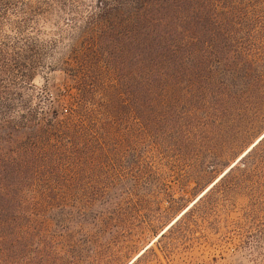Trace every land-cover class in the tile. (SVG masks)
I'll return each instance as SVG.
<instances>
[{
  "label": "trees",
  "instance_id": "obj_1",
  "mask_svg": "<svg viewBox=\"0 0 264 264\" xmlns=\"http://www.w3.org/2000/svg\"><path fill=\"white\" fill-rule=\"evenodd\" d=\"M76 2L0 0V264H9V242L44 227L46 214L62 236L83 234L64 246L32 234L50 240L33 264L99 253L121 185L134 181L129 195L160 192L176 158L264 88V11L252 8L264 0H93L84 18ZM63 19L80 41L73 66L64 60L72 92H53L35 83L53 69L41 25ZM206 190L157 235L165 258L192 247L195 229L217 223L239 196L248 222L263 224L264 133ZM153 261L163 264L150 245L125 264Z\"/></svg>",
  "mask_w": 264,
  "mask_h": 264
},
{
  "label": "rangeland",
  "instance_id": "obj_2",
  "mask_svg": "<svg viewBox=\"0 0 264 264\" xmlns=\"http://www.w3.org/2000/svg\"><path fill=\"white\" fill-rule=\"evenodd\" d=\"M92 1L76 2L80 4L83 18L92 9L90 7ZM252 8L264 11V3H254ZM78 24L80 26L82 23ZM41 27L43 31L41 37L51 42L48 43L51 47L48 61L55 70H41L35 78V83L38 87L48 84L53 92L58 88L72 92L74 80L67 71L63 70L64 65L67 64L64 60L68 59L67 67L73 66L74 62L70 54L75 47H78L80 38L69 36L73 34V29L69 27L66 19L60 20L58 25L45 22ZM77 33L78 29L74 34ZM69 99L70 95L65 92L61 100L65 103ZM245 109L239 113L234 110L226 113L224 122L210 129L203 141L191 145L189 155L176 158L172 167L174 172L167 169L170 175L167 174L161 179L167 184L160 185L162 187L160 192L152 193L150 190L142 189L137 191V194L129 195L126 192L127 186H133L134 181L129 179L125 183L126 186L121 185L124 196L117 199L109 198L110 201L112 200L110 210L116 212L115 218L109 219L110 232L107 231L99 253L90 254L81 261V264H125L150 245L159 252L163 264H264V220L263 224L248 222L243 213L247 201L242 196L237 198L236 207H227L214 219L217 223L211 224L209 221L197 227L195 229L197 241L187 249L181 246L174 259H167L160 253L156 239L179 213L200 197L209 184L263 135L264 88L256 99L248 102ZM123 119L126 125L133 121L129 112L125 113ZM135 138L134 136L133 139ZM140 147H143L141 143ZM91 162L92 179L97 180L95 169L98 168L93 161ZM101 206H94L90 210L91 216L97 210H101ZM52 218V215L46 214L47 223L44 227L38 231L27 228L28 234L24 232L22 241L13 239L9 242L10 262L7 263L33 264V258L37 254L47 251L50 240L48 238L36 240L34 235L37 233L55 236L53 239L57 240L60 246H64L72 239L78 241L81 238L83 232L78 228L72 230L70 235L62 236V228L59 224L49 223ZM245 220H247L246 224ZM261 224L263 227L260 226ZM76 230L79 232L77 233ZM111 234H114L112 238ZM152 264L157 263L153 261Z\"/></svg>",
  "mask_w": 264,
  "mask_h": 264
}]
</instances>
